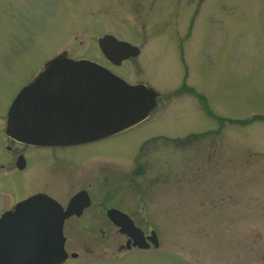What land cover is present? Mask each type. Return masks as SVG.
I'll return each instance as SVG.
<instances>
[{
    "label": "rangeland",
    "instance_id": "obj_1",
    "mask_svg": "<svg viewBox=\"0 0 264 264\" xmlns=\"http://www.w3.org/2000/svg\"><path fill=\"white\" fill-rule=\"evenodd\" d=\"M104 34L141 48L113 69L160 92L158 106L127 131L63 151L86 178L74 173V189L52 194L65 202L83 183L92 196L111 193L103 172L88 171L115 165L128 211L160 246L120 252L118 234L102 245L101 234L68 233L64 264H264V0H0V130L8 105L58 52L110 66ZM89 154L96 159L81 158ZM37 169L62 172L40 151L4 184L21 194Z\"/></svg>",
    "mask_w": 264,
    "mask_h": 264
},
{
    "label": "water",
    "instance_id": "obj_2",
    "mask_svg": "<svg viewBox=\"0 0 264 264\" xmlns=\"http://www.w3.org/2000/svg\"><path fill=\"white\" fill-rule=\"evenodd\" d=\"M99 40L103 52L114 62L140 53L139 46L111 34ZM74 73L82 75L74 77L75 81L90 82L87 91L74 95L78 86L69 84ZM94 84L99 88L92 93ZM58 87L60 98L44 106L48 89ZM159 96L153 87L129 83L99 63L74 60L62 53L47 61L44 70L18 93L9 109L7 130L26 141L45 144L97 140L146 119L157 107ZM68 98H74L69 108L77 109L69 115L59 109ZM50 123H54L53 128L48 126ZM41 195L19 202L0 217V264H63L68 258L63 233L66 216L58 202ZM127 233L141 248L151 246L129 217ZM148 238L159 246L156 231Z\"/></svg>",
    "mask_w": 264,
    "mask_h": 264
},
{
    "label": "flooded vegetation",
    "instance_id": "obj_3",
    "mask_svg": "<svg viewBox=\"0 0 264 264\" xmlns=\"http://www.w3.org/2000/svg\"><path fill=\"white\" fill-rule=\"evenodd\" d=\"M62 53H66L68 56V52L63 51L61 53L58 52L54 57ZM81 58H88L97 61L118 75L120 74L116 72L113 69V67L122 66L123 63L126 60L128 61L129 59V58L124 59L119 63L107 59L108 63L110 64V66H108L105 63H102L98 60L89 57H78L75 59L77 60ZM44 67L31 79V81H33L35 77L44 70ZM31 81L27 82V84L30 83ZM11 104L8 105L6 114L3 117L5 119L4 128L0 130V179L2 178L1 180H3V186H0V216H2L4 213H6L9 210H12L19 202L31 196L35 194H44L45 196L53 198L56 202H58L62 212L66 214V219L63 225V232L65 234V237L67 236L66 234L68 233H82L88 235L101 234L103 236V239L108 238L109 240V239H113L114 234H118L125 238L124 243H119L118 250L120 252L130 251L133 249H143L137 244H135L133 238L127 233L128 217H129L130 219H132L135 226L137 228H140L142 232H144V235L147 237L146 241L151 243L148 236L151 235V233L156 230L144 229V227L140 224L141 222H138L136 220L138 214L137 213L134 214L130 210L128 211V204H130L129 201L131 200L128 199L129 198L128 190H126L125 194L120 193L121 190L119 189V185L120 186L123 185H121V182H117L118 179L124 177V174L118 171L119 169L115 165L114 167H111L110 166L111 164H101V167H98L99 168L98 170L94 168L93 173L88 171L89 175L93 176L94 178L98 177L100 172L101 174L103 172L104 176L102 178L103 180L102 183L105 184L106 191H109L110 189H112V187H114L111 193L109 191L107 193H100L96 196L94 195L92 196L91 195L92 184L91 183L90 185L87 184L88 185L87 186L83 183L81 187H79L77 190H75L72 194L69 195V197L65 202H62L55 195L52 194L53 192L60 194L64 193V195H66L68 193V190H70L71 186H73V188L71 189H74L76 185L73 183V181H75L74 173L81 172L80 174L75 176L77 177L76 180L79 183L83 182L84 176L86 178L87 171L84 172V168H85L84 165L71 163L70 158H68V156L64 157L61 155L62 153H64L63 151L68 149H79L78 147H82L86 145L88 146L93 145L97 142L107 139L108 137L127 131L128 128L97 140L80 142V143L58 145V144H45V143L26 141L21 137L9 133L7 130L8 117H9L8 112ZM91 149L92 147L89 148L88 151ZM40 151L51 152L52 159L55 162L56 170L57 171L61 170L62 172H60V174L56 177L55 173L51 170L49 176L46 173L44 176L37 169L36 172L33 171L34 173L32 172L33 174L30 175L32 176L31 188L21 194H15L13 196L12 189L14 185L8 187L5 186L4 182L5 181L9 182V179L10 180L13 179V183H14L17 173H26V172L28 173L30 169L31 158L35 156L36 152H40ZM90 157L94 158L92 154H89L85 157L83 155V157L81 158L86 159L88 161ZM103 160H106L105 163H110L111 161L113 162V160L111 159H103ZM103 160L101 159L99 161L101 162ZM123 163L125 164V166H128V161H124ZM59 164H61V168L59 167ZM69 166L72 169L70 171H68ZM74 171H78V172H74ZM136 173L137 174L139 173L138 170L136 172H132L131 175H135ZM127 178H128V174H127ZM96 181H100V180L97 178ZM125 183H127L128 185V179L126 180ZM66 244H67V237L65 241V245ZM115 244H117L115 241L113 244H111V241L109 240L108 244L103 243L102 245H115ZM84 245L88 251H93V249L88 246L92 244L85 243ZM78 255H79L78 253H75L73 254V257L76 258L78 257ZM67 261L68 259L65 262Z\"/></svg>",
    "mask_w": 264,
    "mask_h": 264
},
{
    "label": "bare ground",
    "instance_id": "obj_4",
    "mask_svg": "<svg viewBox=\"0 0 264 264\" xmlns=\"http://www.w3.org/2000/svg\"><path fill=\"white\" fill-rule=\"evenodd\" d=\"M140 51H141V48H140ZM88 69H84V72L85 71H87ZM75 75H72V79L69 81V84L72 86V87H74V86H78L75 90H74V95H76V94H79V92L81 91V90H84V91H87V89H88V85H90L89 83H81V82H78V81H75L73 78L74 77H80V76H82V75H79V73H74ZM88 77H92V75L91 74H89V75H87ZM95 77V75H93V78ZM85 80H87V79H85ZM126 80V79H125ZM127 81V80H126ZM128 82V81H127ZM130 83V82H129ZM132 84H138V83H132ZM145 84V83H144ZM148 86V85H147ZM149 87H152V86H149ZM75 88V87H74ZM97 88H99V85H95L94 84V86H93V88H92V90H91V92L93 93V91L95 90V89H97ZM92 93H89V96L91 97L92 96ZM47 94L49 95V97H48V100L46 101V102H44V106L45 105H48V102L49 101H55V100H57V99H59L60 98V94H61V90H60V87H58V88H54L53 90H51V89H48V91H47ZM84 94H82V96H83ZM74 100V98H68L67 100H65V101H63L62 103H63V105H61L60 106V104L58 103V105L60 106L59 107V109H61V110H65V113L67 114V115H69V114H72V113H75L76 112V110H74L73 109V107H72V109H70L69 107L71 106V105H73L71 102ZM38 105H41L42 107H44L42 104H40V103H37ZM54 104V102L51 104V105H53ZM45 108V107H44ZM65 108V109H64ZM48 126L49 127H51V128H53V126H54V123H50V124H48ZM115 134V133H114ZM58 145H64V144H72V143H57ZM37 195H41V194H35V195H33V196H31V197H34V196H37ZM44 194H42L41 196H43ZM45 196V195H44ZM31 197H29V198H31ZM63 213V212H62ZM64 214V213H63ZM65 216H66V214H65ZM66 219V218H65ZM65 219H64V221H65ZM63 225H64V223H63ZM64 233V232H63Z\"/></svg>",
    "mask_w": 264,
    "mask_h": 264
},
{
    "label": "trees",
    "instance_id": "obj_5",
    "mask_svg": "<svg viewBox=\"0 0 264 264\" xmlns=\"http://www.w3.org/2000/svg\"><path fill=\"white\" fill-rule=\"evenodd\" d=\"M206 103V102H205ZM253 118H255V117H253ZM222 120V119H221ZM231 121V120H230Z\"/></svg>",
    "mask_w": 264,
    "mask_h": 264
}]
</instances>
